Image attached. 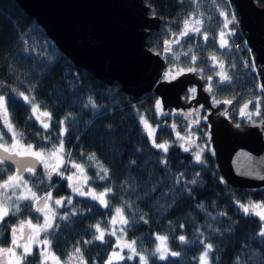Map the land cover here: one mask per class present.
Listing matches in <instances>:
<instances>
[{"label": "trees", "instance_id": "obj_1", "mask_svg": "<svg viewBox=\"0 0 264 264\" xmlns=\"http://www.w3.org/2000/svg\"><path fill=\"white\" fill-rule=\"evenodd\" d=\"M142 2L149 15L160 20L158 29L146 36L145 47L161 56L164 72L172 69L173 76L179 69L195 68L199 75L211 77L215 96L232 100L233 107L251 100L249 110L255 112L259 101L260 115L254 117L264 119V88L257 91L255 74L240 65L241 51L233 45H242L243 41L235 26L236 14L227 0ZM254 2L260 6L264 0ZM221 11L225 16L219 15ZM190 19L201 21L200 32L181 37L183 23ZM226 20L233 21L227 29L223 27ZM221 32L227 41L224 48H219L218 43ZM207 50L219 54L210 67L201 61L207 60ZM192 56H196L195 62ZM20 91L34 98L39 111L50 112L47 131L36 119L39 111L33 115L31 105L19 98ZM0 94L8 98L10 123L19 134L15 148L30 143L33 151L46 153L63 139L61 155L69 164L80 165L84 175L82 190L92 189L98 196L106 187L112 189L104 197L106 206L90 195H70L62 184L51 190L54 198H72V204L52 208L55 216L50 213L53 228L48 230L50 244L46 247L60 263L69 261L70 254L80 247L86 264H106L116 249L117 239L123 236L124 244L136 242L137 252L147 256L148 264H200L204 251L200 241L213 246L208 264H264V237L258 234L260 221L238 208L239 204L256 203L264 209V191L248 193L221 184L206 126L201 124L203 129L195 131L198 149L203 150L202 163H198L196 152H184L173 139L168 126L176 118L161 115L153 93L134 100L121 93L116 83L105 86L73 67L12 0H0ZM141 116L155 126L151 138L139 124ZM61 120L65 121L64 137H59ZM0 129L11 146L12 133L4 125L2 113ZM153 141L165 143L168 150L153 147ZM92 154L95 161L89 160ZM101 165L109 170L104 180L96 175ZM33 185L28 184L35 192H43L39 185ZM19 204L21 211L0 223V247L7 246L10 224L33 219L24 203ZM118 207L120 214L116 213ZM116 217L117 225L112 223L117 230L113 231L108 222ZM96 225L105 232L103 243L94 239V235H99ZM157 235L167 237V246L180 255L165 260L148 256L158 244ZM180 235L185 236V243L179 241ZM120 255L125 259H112L111 264H139L138 256L127 259L131 255L128 250ZM34 257L27 258L26 264H35ZM71 259L81 264L79 256L73 255Z\"/></svg>", "mask_w": 264, "mask_h": 264}, {"label": "water", "instance_id": "obj_2", "mask_svg": "<svg viewBox=\"0 0 264 264\" xmlns=\"http://www.w3.org/2000/svg\"><path fill=\"white\" fill-rule=\"evenodd\" d=\"M12 1L73 67L105 86L114 82L121 93L134 100L152 92L162 102V112L168 107L185 109L190 105L208 110V141L221 184L248 193L264 191V119L237 126L225 116L228 104L212 102L208 89L201 87L193 72L160 79L163 59L145 47L146 36L158 29L160 20L149 15L142 0ZM227 1L235 10L237 29L252 59L260 65L259 81L264 87V2L258 6L254 0ZM187 85L196 92L185 102L180 93ZM220 106L223 109L217 111ZM8 155L0 149V156ZM4 164L20 175L27 167L35 169L38 161L30 155H13ZM27 231L24 229L19 242Z\"/></svg>", "mask_w": 264, "mask_h": 264}, {"label": "snow or ice", "instance_id": "obj_3", "mask_svg": "<svg viewBox=\"0 0 264 264\" xmlns=\"http://www.w3.org/2000/svg\"><path fill=\"white\" fill-rule=\"evenodd\" d=\"M220 16H225V12L221 11L219 13ZM234 19V18H233ZM233 21L232 20H226L223 27L225 29H227L229 27V24H231ZM188 23L189 21H185V27L184 30L180 32V36L181 37H185L189 35V29H188ZM201 23L200 20H196L195 24L199 25ZM195 32L199 33L200 32V28L196 27L194 29ZM221 36V40L222 43L220 45L221 48H224L227 44V41L224 40V36L225 33L221 32L220 34ZM207 34H205V39H207ZM168 43V42H166ZM176 43H179V40L176 41ZM192 61L195 62L196 61V56H192L191 57ZM195 68L189 67L187 69V71L189 72H193L195 71ZM173 70L169 69L168 71L165 72L164 74V79H167L169 77V75L171 74ZM180 72L185 71L184 69H179ZM209 80H211V77H209ZM15 91V90H14ZM193 94L196 92L195 88H192L190 90ZM208 91L211 92L212 88L209 87ZM19 98H21L23 100V102L25 104H29L31 105V112L33 115H35L38 111L39 108L34 100V98H32L29 94H26L25 91H20L19 92ZM91 103V101H89ZM161 101L157 100L156 101V107L157 109L161 108ZM215 103H220L219 101H216ZM223 103L225 104H232V100H225L223 101ZM252 103L251 100H249L247 103H245L241 108H240V115L242 118L246 117L247 119L251 120L253 115H260V111H261V105L260 102L257 101L255 107H256V112L255 113H246V110L249 107V104ZM95 104H92V107H95ZM0 113H2L3 115V120H4V125L8 128V131L12 133V145L11 147L6 146L8 144V141L5 140V137L3 135V130L0 129V149H3V151L5 153H8V156H0V165H3L5 163V161L7 159H9L10 156H20V155H31L33 157H35L37 160L42 161L43 162V155L44 153H42V151H33V145L32 144H27L26 148H27V152H13L12 151V147L15 146L16 142L18 141V136L19 134L17 132L14 131L12 124L10 123V113H9V109H8V98L5 97L4 95L0 94ZM188 116H193V113H188ZM41 117H45V118H51V114L49 111L44 110V111H39V115L36 116L37 120H40ZM141 123L145 124V127H147V122L144 120V117L141 116L140 117ZM42 124V127L45 131H47L49 129V123L41 120L40 121ZM197 123L199 122L198 120L196 121ZM59 137H64L66 129L64 127L65 125V121L61 120L59 122ZM239 126V125H237ZM173 128H175V125H173ZM152 132L149 131V136L151 137ZM178 137H179V133H177ZM180 139H184V137H179ZM47 141V137L45 138ZM153 147L157 148V149H163L165 152L168 150L167 146L165 143H155V141H153ZM180 147L183 148L184 152H189V148L188 147H184L183 144L180 145ZM64 148V141L63 139L60 140L59 146H55L53 145V150L50 153L51 155H57V153H62ZM203 151L202 149H200L199 151H197L196 153H194L195 156V161L198 163H202L201 161V155L200 152ZM89 160H96L95 154H92L91 156H89ZM13 163H15V161H12ZM98 163V161H97ZM45 169H48V165L45 163ZM74 168H80V165L78 164H73L72 165ZM60 167L61 165L58 164L56 168H53L52 171L56 172L57 175H63V173L60 171ZM27 171L34 173L35 169L34 167H27L26 168ZM0 171H3V169H0ZM100 173H103V175H101ZM96 175L99 177V179L104 180L109 176V170L106 167H103L102 165L99 168V172L96 173ZM51 178L50 174H49V179ZM67 180L71 181L72 180V176L69 175L66 177ZM17 182H21V183H17ZM193 183H195V181H193ZM23 187L24 189H27V191L29 193H31V196L28 195H24V194H20L17 195L16 194V189L17 188H21ZM33 187H37L36 185H33ZM70 187H72V191L80 196H85V195H90L92 197L93 200H99V203L101 205H105L106 206V201L104 199V197L107 195V193L111 192L112 189L111 188H105L104 192L99 193V195H95L93 194L92 189H88L87 192H85L84 190L81 189V187L76 186L73 187L70 185ZM0 189H3L5 192H7L8 189L12 190V195L16 196V202H14L13 204L9 205L7 204L6 201L0 200V222H4L5 218L8 217L9 215H16L17 213H19L21 211L20 208V201H27V200H32L33 204H36L37 201L43 202V207L40 206H36L35 207V211L36 212H44L45 209H49V205L47 203V201L52 199V194L51 192H48L45 196L43 197H38L37 193L35 191L32 190L31 187L28 186V181L23 180V178L20 175H13V174H9L7 176V179H4L2 181H0ZM9 200L11 199L10 197L8 198ZM56 206H62L65 203L66 204H72V198L69 196L66 200L61 198V199H55L54 201ZM33 205H29L26 204L24 205L25 208H28L29 210L31 209ZM262 205H254V207H260ZM239 207L243 210V212L245 214H249V206L244 205V204H239ZM14 208L15 211H11V209ZM49 212H52V215L55 216L56 213L54 211H52L51 209H49ZM116 213L120 214L121 213V208H116ZM75 214V213H73ZM221 215H225L224 213H221ZM61 219H63L64 217H60ZM141 219H144L143 216L141 217ZM259 219L262 222L261 223V228L259 231V235L261 237H264V214H259ZM145 223H147V220L144 221ZM123 223L127 224V221L124 220ZM23 224V222H22ZM27 224L30 228H32L33 232L32 234L27 235L26 240L28 241L27 243L24 244H19L17 242L16 239V232L17 229L16 227H13L11 229L13 238L11 240V244L13 245V247H0V254H8L11 253L13 255H16V253L14 252V248H19L22 247L23 248V253H21L18 257V260H25V264H26V257L29 255H35V253H33L32 251V244L35 243L37 245H49L50 244V240L48 239V235H49V229L53 228V225L49 222V215L47 213H45L44 215V223L40 224L39 222H37L36 224H33L31 220L27 221ZM95 230L97 233H99V235H94V239L101 241L102 243L105 242V232L104 230L101 229V227L99 225L94 226ZM181 227H183V225H181ZM43 232L45 233L44 238L43 239H39L40 233ZM115 233H110V235H114ZM155 239L157 241H160V244H157L155 246L154 251L147 253L148 256H158V258L160 260H165L168 256L171 257H178L180 255L179 252L176 251H172L170 250V248L167 246L166 241H167V237L164 236H160L157 235L155 237ZM179 241L181 243H185L186 242V238L184 235H180L178 237ZM85 243H90V241H85ZM119 243V241H118ZM135 241L129 242L125 244V247H127L129 249V251L131 252V255L127 256L128 260H132L134 256H138L139 257V264H148V259L147 256L145 254H140L137 252V249L135 247ZM201 244L204 245V251L202 252V254L199 257V260L201 262V264H208V253L212 251L213 246L210 243H205L204 241H200ZM47 251V249H42L39 253V255L41 257L46 258L45 256V252ZM51 255V253H49ZM73 255H77L79 256L80 262L81 264H86V262L83 259V256L81 255V248L80 247H76L74 250V253L70 254V259ZM112 256H118L120 260H124L125 257L121 256L118 252H113L108 260L106 261V264H111L112 262ZM52 258L54 260H57L58 264H60L59 262V258L56 256H52ZM38 264H42V262H38ZM63 264H70V261H64Z\"/></svg>", "mask_w": 264, "mask_h": 264}, {"label": "rangeland", "instance_id": "obj_4", "mask_svg": "<svg viewBox=\"0 0 264 264\" xmlns=\"http://www.w3.org/2000/svg\"><path fill=\"white\" fill-rule=\"evenodd\" d=\"M187 21H189V23H188V29L190 30L189 31V34H195L196 32L194 31V29L196 27H199V25H196L195 24L196 19H190V20H187ZM184 27H185V22L183 23L182 31L184 30ZM218 43H219V45H221V43H222L221 37L218 39ZM219 48H220V46H219ZM205 54H206L207 60L206 61L205 60H201V61H204L209 67L212 66V65H214V61H217L219 59L218 52L216 53V52H212L210 50H207ZM256 89L260 92V88H256ZM263 98H264V96H263ZM247 102L248 101L241 102V103H239L238 106L236 105L235 107H233V111L230 112L229 115L231 114L233 117L236 116V115H239L240 114V108L245 103H247ZM249 112L250 113H255L256 111L255 112H251V110H249V107H248V109L246 110V113H249ZM157 116H160V113H158ZM253 116L256 117V115H253ZM139 124L141 125V128L144 131V133L149 138H151L152 135H153V133H154V131H155V126H152V125H150L147 122V125L148 126L145 127V124L144 123H141V120H139ZM149 131L152 132L151 137L149 136ZM180 137H184V139H180L177 136L175 138H173V139H175L177 141V144L179 146L181 144H183L184 147H188L189 148V152H192V153L199 151L198 146L193 142V140L188 135V133H184ZM6 146L11 147L10 145H6ZM18 150H20L22 152H27V148L26 147H19ZM51 152L52 151H49V152H46V153L42 152V153H44V155H43V162L40 161V166H39L41 173L43 175H45V173H47L48 170H51L52 171L53 168H56L57 165L60 164L61 165L60 171L63 173V175H57V173L54 172V175L51 178L52 179H55L56 182L53 185H56L57 186L59 182H62L61 184H63L64 188L68 191V193L70 195H78V194H76V193H74L72 191V187H70V185L73 186V187H76V186L81 187V185L83 186L84 175H83L82 171H80L77 168H74L71 164H69L68 162H66L63 159L61 153H57V155H51L50 154ZM45 163L49 166L48 169H45V166H44ZM69 175L72 176V180L71 181H69V180L66 179V177L69 176ZM81 189H82V187H81ZM16 194L17 195L24 194V195L31 196V194L27 191V189H24L23 187L17 188L16 189ZM46 194H39L37 196L38 197H43ZM52 200L53 199H51V200L48 201L49 209H51V206L52 207H55L56 206L55 203H54L55 200H53V201ZM27 201H29V205H33L31 207V214H32L33 219L32 218L26 219V220L23 221V224L21 222V223L15 224L14 226H11L9 228V233H8V234H10L8 236V242L9 243L7 242L8 245L5 248H7V247H13V245L11 244V240L13 238L11 229L13 227H16V229H17V232H16L17 242L19 244H24V243H27L28 242L26 240L27 235L32 234V232H33L32 228H30L28 226L27 221L31 220L33 224H36L37 222H39L40 224H43L44 223V215H45V213H47L49 215V222H50V213L51 212H49V209H45L44 212H36L35 211V207L37 205L40 206V207H43L42 205H39L40 201H37L36 204H33V201L32 200H27ZM21 202H23V201H21ZM25 205H26V203H25ZM254 205H258V204H256V203H254V204H247V206H249V215L255 216L260 221L259 214H264V209L261 208V206L260 207H254ZM238 208H239L240 212H242L243 214H245L243 212V210L239 207V205H238ZM114 219H115L114 221H109L108 222V226L110 228H112L113 231L114 230H117V227H115L113 225V223H115V225H117L118 220H119L118 217H116ZM261 223L262 222L260 221V228H261ZM26 228L28 229L27 234H26L23 242H19V240L22 238L23 231ZM44 235H45V233L41 232L40 233V236H39V239H43ZM118 241H119V243H118ZM123 241H125V239H124L123 236H121V237H119L117 239V241H116V249H115L114 252H118L120 254L124 250H128L129 251V249H126L125 248V244L123 243ZM158 244H160V241H158ZM45 248L47 249V247L45 245H43V244H41V245H37L35 243L32 244V251H33V253H35V257H34L35 264H38V262H42V264H58L57 260H54L52 258L53 255L52 254L50 255L49 254L50 252H48V250L45 252L46 258L41 257L39 255L40 251L42 249H45ZM14 252L16 253V255H13L11 253H8V254H0V255H2V258L0 259V264H22L24 260H18V257H19V255L21 253H23V248L22 247L14 248ZM32 256L33 255H29V256L26 257V259L27 258H30ZM117 258H118V256H112V259H117ZM69 261H70V264H79L77 261H75L73 259H70ZM60 264H63V263H60ZM200 264H201V262H200Z\"/></svg>", "mask_w": 264, "mask_h": 264}, {"label": "flooded vegetation", "instance_id": "obj_5", "mask_svg": "<svg viewBox=\"0 0 264 264\" xmlns=\"http://www.w3.org/2000/svg\"><path fill=\"white\" fill-rule=\"evenodd\" d=\"M193 73L200 79L202 88H207L208 89L209 87H211V80H209L207 76H202L201 74L199 75V73L196 72V71H193ZM164 74H165V72L163 71V73H162V75H163L162 78L163 79H164ZM169 76L170 77H168L167 79H170V78L172 79V78H174L176 76V74L173 75V76L171 74ZM192 88H194L192 85H187L184 88V90L181 91L180 97L185 102L190 101L195 96V93L193 94L190 91ZM209 99L212 102L219 101L220 103H223V101H225L224 98L215 96L213 88H212V91L209 92ZM228 106L229 107H228V110L225 112V116H226L227 119L232 121L234 124L243 125V124H245V123L250 121L246 117L242 118L240 114L236 115L234 117L231 114L229 115V113L233 111V106L231 104H229ZM198 107L199 106H197V105H195V106L190 105L189 107H187L185 109H181V108L174 109V108H171V107L166 108V110L162 114L168 115L170 118H172V117L176 118L173 122H170L169 126H168L170 128V130L172 131L173 138H175L176 136L178 137L177 133H179V137L181 135H183L184 133H188V135L191 137L193 142L197 145V139H196L195 131L203 129L201 124H204L206 126V130L205 131H206V134H207V124L205 122V114L207 113L208 110L199 109ZM222 109H223V107L220 106L217 111H220ZM188 113H193L194 115L193 116H188L187 115ZM252 119H257V118L252 116ZM197 120L199 121L198 123L196 122ZM162 124H163V122H162ZM173 125H175V128H173ZM263 130H264V128H263ZM12 151L13 152H22V151L18 150L15 147H12ZM37 161H38V165L36 166L34 173L29 172V171H27L25 169L20 174V176L23 178V180L28 181L29 185L31 183H35V185H37V186L39 185L42 189H44L43 192L36 190L37 195L46 194L48 192H51V190H53L54 188L57 187L56 185H53L56 182L55 179H52V178L47 179L48 174L51 173V177H52L54 175V172L51 171V170H48L47 173H45V175H43L41 173L40 167H39L40 166V161L39 160H37ZM0 169H3V171H0V181H2L4 179H7V176L9 174L16 175L14 168L9 166V165H6V164L0 165ZM17 183H21V182H17ZM61 183L62 182H59L58 185L61 184ZM62 186H63V184H62ZM32 190L35 191V188L32 189ZM9 197L11 198L10 200L8 199ZM52 199L55 200L57 198L52 197ZM0 200L6 201L9 205H11V203L16 202V196L12 195V190L11 189H8L7 192H5L3 189H0ZM23 202H24V205H25V203L29 204V201H23ZM23 202L20 201V203H23ZM47 203H48V201H47ZM39 205L43 206V202H40ZM52 208L53 207L51 206V209ZM26 209L28 210V213L31 214V209L30 210L28 208H26ZM9 220H10V218H9ZM14 225H15V222L10 224L9 228L11 226H14ZM8 233H9V229H8ZM9 235L10 234H8V236ZM7 242H8V238H7ZM8 243H7V245H8ZM1 258H2V255H0V259Z\"/></svg>", "mask_w": 264, "mask_h": 264}, {"label": "built area", "instance_id": "obj_6", "mask_svg": "<svg viewBox=\"0 0 264 264\" xmlns=\"http://www.w3.org/2000/svg\"><path fill=\"white\" fill-rule=\"evenodd\" d=\"M250 57V54L248 51H245V54H244V57H243V60H242V64L245 66V65H248V59ZM249 67L252 68V69H255L257 67V65H254V64H249Z\"/></svg>", "mask_w": 264, "mask_h": 264}]
</instances>
